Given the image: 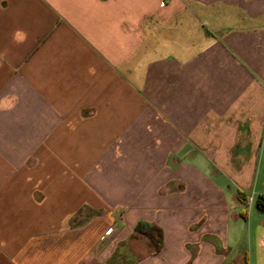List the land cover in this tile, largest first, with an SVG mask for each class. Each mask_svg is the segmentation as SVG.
<instances>
[{"label": "crops", "instance_id": "1", "mask_svg": "<svg viewBox=\"0 0 264 264\" xmlns=\"http://www.w3.org/2000/svg\"><path fill=\"white\" fill-rule=\"evenodd\" d=\"M260 195L264 0H0V264H264Z\"/></svg>", "mask_w": 264, "mask_h": 264}, {"label": "trees", "instance_id": "2", "mask_svg": "<svg viewBox=\"0 0 264 264\" xmlns=\"http://www.w3.org/2000/svg\"><path fill=\"white\" fill-rule=\"evenodd\" d=\"M256 205L264 210V195H260L257 198ZM136 230L148 237V247L152 253H157L161 250L164 244V236L162 229L158 225L140 220L136 225Z\"/></svg>", "mask_w": 264, "mask_h": 264}]
</instances>
